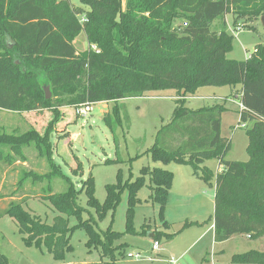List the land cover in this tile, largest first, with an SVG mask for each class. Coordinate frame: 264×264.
Listing matches in <instances>:
<instances>
[{
    "label": "trees",
    "instance_id": "obj_1",
    "mask_svg": "<svg viewBox=\"0 0 264 264\" xmlns=\"http://www.w3.org/2000/svg\"><path fill=\"white\" fill-rule=\"evenodd\" d=\"M88 10L73 7L69 0H0V110L10 113L52 111L54 118L40 134H0V164L8 167L25 160L24 149L31 147L45 159V174L23 173L0 211L16 222L26 245L44 246L55 261H61L71 250L69 234L82 228L86 246L99 248L103 258L98 264H115L113 247L121 234L110 228L102 235L96 232L92 218L82 220L86 212L77 202L86 194L87 206L95 209L98 219L115 212L120 196L128 191L125 216L126 232H132L133 210L139 204L136 192L150 182L151 201L165 209L173 174L160 168L143 167L135 181L124 185H107L106 197L99 204L93 193L92 179L75 190L67 178L66 189L27 197L26 180L44 181L58 174L52 161L50 137L59 122L60 108H77L86 104L117 103L143 97L147 93L174 91L176 108L170 122L147 151L153 162L187 165L193 175L210 179L203 167L215 158L222 171L214 177L212 228L213 241L222 243L236 235L249 239L264 237V46H256L244 61L229 60L234 37L219 32L212 24L231 15L240 19L264 16V0H80ZM84 17V22L80 19ZM180 19L184 27L175 29ZM83 33L88 48L77 52L74 39ZM44 77V82L41 81ZM46 83V84H45ZM43 85L52 92L45 99ZM240 86L229 97H218L225 103L237 100L239 123L247 138V161H227L228 140L221 136L223 105L190 109L186 100L205 87ZM232 98V99H231ZM105 114L103 122L112 134L120 126L118 107ZM79 171V165L73 172ZM35 195L34 192H32ZM23 194L22 198H16ZM49 201L60 214L75 217L78 225L69 228L64 217L43 223L24 210L28 199ZM167 223L163 221V226ZM189 223H184L188 226ZM147 231H143L145 234ZM159 233L153 240L159 242ZM167 240L173 235L166 234ZM241 264H264V253L249 251L233 257ZM0 264H8L0 253Z\"/></svg>",
    "mask_w": 264,
    "mask_h": 264
},
{
    "label": "rangeland",
    "instance_id": "obj_2",
    "mask_svg": "<svg viewBox=\"0 0 264 264\" xmlns=\"http://www.w3.org/2000/svg\"><path fill=\"white\" fill-rule=\"evenodd\" d=\"M69 2L75 8L88 10L80 0ZM233 20L231 15H227L223 20H216L211 29L219 32L221 24L226 21V31L232 35L235 27L242 26L241 31L232 35L234 40L227 58L244 61L246 55L252 53L256 46H264V25L260 17L240 19L236 23H233ZM184 26L185 22L180 19L173 23L175 29ZM73 42L79 52L88 48L83 33ZM41 81L44 82V77ZM45 89L51 98L50 87L43 85V91ZM239 89L238 86L201 88L195 93L198 98L186 100L185 107L195 110L223 105L225 112L222 114L221 133L230 144L226 160L245 162L248 159L245 151L247 138L244 130L237 128L238 101L228 100L223 103L218 98L229 97L230 93H235ZM175 100L176 93L169 90L147 93L143 97L128 98L117 103H97L92 105L87 116L77 115L74 107L60 108L59 122L50 137L52 161L59 173L40 182L26 180L23 188L27 189L28 193L23 194L30 197L62 193L67 185L61 178L62 175L78 192L81 191L84 182L92 179L93 195L97 202L102 204L105 201L107 185H124L128 181L131 183L140 176L143 167L160 168L173 174L162 218L159 215V206L151 201V185L146 178L145 185L135 195L139 204L133 210V229L130 233L126 232L125 223L129 197L126 189L121 194L113 215L107 213L102 219L97 218L94 208L87 206L86 194L83 191L78 196V204L86 210L82 215L83 221L92 218L96 232L101 235L108 228L121 234L113 244V247L123 246V249L116 251L114 255L115 264H165V260L171 257L177 260L178 264H241L233 261L235 255L249 251L264 253V237L253 240L246 238V235H236L222 243L213 242L211 224L214 177L219 169L215 158L206 160L203 164V167L211 172L212 177L200 179L193 175L190 166L172 162L155 163L147 153L155 144L159 131L170 122L176 108ZM115 106L118 107L120 126L112 134L103 122V117L105 114L112 115ZM53 118L50 110L33 114L0 112V126L6 127L7 134L19 135L30 128H37L38 133L42 134ZM30 120L36 126H27L26 123ZM24 153L30 163L43 165L33 168L34 171L31 172L42 175L49 171L45 159L39 157L31 147L25 148ZM77 165L79 171L73 172ZM15 169L0 173V211L10 202L9 198L20 177L27 173ZM27 170L29 168H26ZM23 194L16 198H22ZM23 208L48 225H51L57 216L64 217L69 228L78 225L75 217L60 214L49 201L43 199H28L23 203ZM163 221L167 223L166 226H163ZM184 223L189 225L183 227ZM143 231L147 232L143 234ZM155 233L160 234V249L157 253L151 250L154 241L152 236ZM166 234L173 235L172 239L167 240ZM86 242L87 235L82 228L73 230L69 234L71 250L64 255L63 260L55 261L44 246L26 245L23 242L13 219L7 216L0 219V253L5 256L8 264H98L101 261H108L102 257L99 248L88 249ZM127 255L133 257L127 258Z\"/></svg>",
    "mask_w": 264,
    "mask_h": 264
},
{
    "label": "crops",
    "instance_id": "obj_3",
    "mask_svg": "<svg viewBox=\"0 0 264 264\" xmlns=\"http://www.w3.org/2000/svg\"><path fill=\"white\" fill-rule=\"evenodd\" d=\"M226 20V19H225ZM225 23H226V21H225ZM73 46H74V42H73ZM74 48H75V46H74ZM76 49V48H75ZM76 51L77 52H79L77 49H76ZM250 53H248V55H249ZM248 55H246L247 57L245 58V59H247L248 58ZM238 88H240V86H238ZM234 93H230L229 95H233ZM219 97H223V96H219ZM225 97H227V96H225ZM194 98H198L197 96H193V97H190V98H188L187 99V101L188 100H192V99H194ZM190 109H193V108H190ZM196 109H199V108H196ZM0 112H5V113H10V112H6V111H2V110H0ZM30 114H33V113H30ZM224 115V114H223ZM222 120H223V116L221 117V124H222ZM238 121H239V119H238ZM238 124V123H237ZM26 125L27 126H29V125H31L32 127H34V126H36L35 125V123L33 122V121H28L27 123H26ZM35 130V131H37V128H30L29 129V131L30 130ZM5 131H8L7 129H6V127H4V125H1L0 126V134H3V133H5ZM38 132V131H37ZM5 134H7V133H5ZM221 136H222V133H221ZM222 137H225V136H222ZM35 162V161H34ZM42 167L43 165H40L39 163H34V164H32V163H30V160L27 158V156L25 155V160H23V161H20V160H17V161H15V163H13L12 165H10V166H8V167H5L4 165H2V164H0V167H1V169H0V173L1 172H4V173H7V172H9L10 170H14L15 168V170H17V169H21V171H24V172H31V171H34V169L33 168H39V167ZM26 168H29V170H27L26 171ZM25 169V170H24ZM220 171H222V168H220L219 167V169L217 170V172L216 173H218V172H220ZM211 231H212V233H213V228H212V224H211ZM150 235V234H149ZM152 238H153V236H152ZM246 238H248V236H246ZM249 239V238H248ZM214 242V241H213Z\"/></svg>",
    "mask_w": 264,
    "mask_h": 264
},
{
    "label": "built area",
    "instance_id": "obj_4",
    "mask_svg": "<svg viewBox=\"0 0 264 264\" xmlns=\"http://www.w3.org/2000/svg\"><path fill=\"white\" fill-rule=\"evenodd\" d=\"M81 22H84V17H82L80 19ZM241 28L242 26H237L235 27L232 31V35L241 31ZM249 57V55H248ZM238 108L239 110L243 109L242 105L241 104H238ZM91 109H92V105L91 104H86V105H81L79 107L76 108V113L77 115L79 116H87L90 112H91ZM238 129H243L246 125L245 124H240L239 121H238V125H237ZM160 249V245H159V242L158 241H153L152 245H151V250L155 253L158 252V250ZM133 256L131 255H127V258H132ZM165 264H178L177 260H175L173 257L169 258V259H166L165 260Z\"/></svg>",
    "mask_w": 264,
    "mask_h": 264
},
{
    "label": "water",
    "instance_id": "obj_5",
    "mask_svg": "<svg viewBox=\"0 0 264 264\" xmlns=\"http://www.w3.org/2000/svg\"><path fill=\"white\" fill-rule=\"evenodd\" d=\"M260 21L264 25V16L260 17ZM44 91H45V99L49 100L50 99V94L48 93V91L46 89Z\"/></svg>",
    "mask_w": 264,
    "mask_h": 264
}]
</instances>
